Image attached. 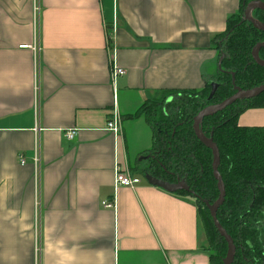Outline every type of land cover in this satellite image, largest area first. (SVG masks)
Listing matches in <instances>:
<instances>
[{"label": "crops", "instance_id": "crops-1", "mask_svg": "<svg viewBox=\"0 0 264 264\" xmlns=\"http://www.w3.org/2000/svg\"><path fill=\"white\" fill-rule=\"evenodd\" d=\"M239 7L0 0V264H211L191 197L145 178L133 188L113 181L115 165L139 176L152 148L150 124L133 114L214 78L212 40ZM112 65L125 71L114 87ZM114 90L118 135L105 130ZM237 121L264 127V107ZM112 197L114 208L103 207Z\"/></svg>", "mask_w": 264, "mask_h": 264}, {"label": "trees", "instance_id": "trees-1", "mask_svg": "<svg viewBox=\"0 0 264 264\" xmlns=\"http://www.w3.org/2000/svg\"><path fill=\"white\" fill-rule=\"evenodd\" d=\"M240 0L236 14L226 21L225 30L213 38L220 67L203 88L174 90L161 101H148L133 114L142 115L153 131L148 166L143 173L169 183L182 181L189 190L171 192L191 197L208 235L211 264H224L228 247L218 234L204 201L213 204L219 195L213 177V154L196 137L193 117L206 106L217 104L236 92L264 84V66L251 56L255 44L264 42V31L244 18ZM264 3V0H256ZM252 17L264 24V10L254 9ZM264 60V47L258 51ZM218 87L211 99V83ZM169 99V100H168ZM264 107V92L236 101L224 110L204 117L199 128L211 137L220 155L218 173L225 198L216 217L235 245L232 264H264V127L242 126L238 116L248 108ZM161 188V187H160Z\"/></svg>", "mask_w": 264, "mask_h": 264}, {"label": "water", "instance_id": "water-1", "mask_svg": "<svg viewBox=\"0 0 264 264\" xmlns=\"http://www.w3.org/2000/svg\"><path fill=\"white\" fill-rule=\"evenodd\" d=\"M254 9H260L264 10V3L253 0L248 2L245 5L244 8V18L252 24L264 31V24H261L257 20H255L251 13ZM264 47V42H259L255 44V46L251 50V56L253 60L260 66H264V60H261L258 56V51ZM222 60V56L218 59L217 61V67H220V63ZM218 85L215 82L211 83V91L209 93L208 99H211L217 89ZM262 92H264V84H261L259 86H255L250 89L242 90L240 88H236V92L232 94L231 96L225 98L223 101L217 103V104H212L209 106H206L202 110H200L194 117H193V123H192V128L193 131L196 135V137L200 140L201 143H203L206 147L211 149L212 154H213V164H212V170H213V177L216 180L217 188L219 191V195L217 200L213 203L210 204L207 201H204V204L208 208L209 214L212 218L213 224L218 232V234L224 239V241L227 244L228 251H227V256L224 259V264H232L234 254H235V245L234 242L231 238V236L225 231V229L221 226L219 223L217 217H216V212L219 208V206L223 203L224 198H225V187L223 184V181L218 173V165L220 161V155H219V150L215 143H213L211 137H205L199 128L200 122L204 119V117L211 116L219 111L224 110L226 107L230 106L231 104L235 103L236 101L239 100H244V99H250L254 98L258 95H260ZM143 177L152 185L161 187L164 190H167L169 192H176L180 190H189L187 186L182 182H176V183H169L160 179H155L151 177L150 175L143 173Z\"/></svg>", "mask_w": 264, "mask_h": 264}, {"label": "built area", "instance_id": "built-area-1", "mask_svg": "<svg viewBox=\"0 0 264 264\" xmlns=\"http://www.w3.org/2000/svg\"><path fill=\"white\" fill-rule=\"evenodd\" d=\"M38 9H39V5L37 4L36 12L38 11ZM27 46L28 45H22L21 47H27ZM33 46L32 49H35V47ZM124 73L125 71L122 68H119L116 65H112L110 80L113 87L116 78L120 75H123ZM115 91L116 90H114V95H113V105L105 121V130L112 133L113 135H118L121 133V129H122V117L117 108ZM75 134H76L75 129L66 130L65 132V136L68 140L73 139ZM19 160L21 164L25 163V160L22 156L19 157ZM32 164L34 166V177L38 179L40 176V166H41V159L38 150H35L34 155L32 156ZM139 182H140L139 176L133 174L129 169H121L120 166L115 165V173H114V181H113L114 189H117L119 187L133 188ZM101 204L105 208H114L115 201L114 198L112 197L110 200H103Z\"/></svg>", "mask_w": 264, "mask_h": 264}, {"label": "rangeland", "instance_id": "rangeland-1", "mask_svg": "<svg viewBox=\"0 0 264 264\" xmlns=\"http://www.w3.org/2000/svg\"><path fill=\"white\" fill-rule=\"evenodd\" d=\"M164 100V99H163ZM148 164H149V160H147V162L146 163H144V164H142V166L138 169V171L143 175V170L146 168V166H148ZM141 174H139V178H141V180H143V176L141 175ZM199 221H200V227H201V232H203L202 233V236H203V240H202V242H203V244H204V246L205 247H207L208 246V241H207V239H208V235H207V233H206V230H205V228H204V223H203V220H202V216H203V214H202V211H201V209H200V212H199Z\"/></svg>", "mask_w": 264, "mask_h": 264}]
</instances>
